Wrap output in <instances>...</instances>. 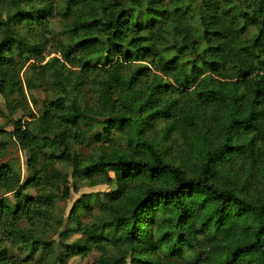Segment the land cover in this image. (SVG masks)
Instances as JSON below:
<instances>
[{"label": "trees", "instance_id": "16d2710c", "mask_svg": "<svg viewBox=\"0 0 264 264\" xmlns=\"http://www.w3.org/2000/svg\"><path fill=\"white\" fill-rule=\"evenodd\" d=\"M56 16L60 38L51 26ZM48 46L55 55L45 61ZM25 65L37 87L55 92L37 114L19 78ZM257 75L262 83L253 85ZM0 94L8 112L28 118L7 133L27 152L26 180L0 164V187L14 200L0 198V264H67L92 252L99 254L92 264H160L157 256L264 264V193L235 175L264 165V0H0ZM74 111L101 130L71 177H103L116 205L90 217L100 200L82 194L63 219L54 216L56 194L46 192L62 176L41 165L68 164L72 143L88 139L66 119ZM160 123L158 139L146 140ZM113 132L126 148L101 144ZM136 142L149 159L131 151ZM53 232L57 244L46 240ZM72 235L80 237L67 243Z\"/></svg>", "mask_w": 264, "mask_h": 264}, {"label": "rangeland", "instance_id": "374dc122", "mask_svg": "<svg viewBox=\"0 0 264 264\" xmlns=\"http://www.w3.org/2000/svg\"><path fill=\"white\" fill-rule=\"evenodd\" d=\"M198 4V2L196 3ZM51 26L55 29L57 34L61 30V20L58 16H56L52 21H51ZM51 27V28H52ZM59 38L61 35H59ZM57 38V37H56ZM52 48L50 46L47 47L46 52H45V61L48 60L50 57L54 56L55 54H52ZM43 64V63H42ZM20 82L22 85L23 92L26 97V102H28L29 106V111L33 114H37L38 110L41 107V103L45 99H51L52 97L55 96V92L51 90L49 86H44L45 84H42L41 87H37L38 81H36L35 77V72L31 71L29 68V65H25V67L22 69L19 75ZM27 80L34 81L36 84L35 88L28 89L27 88ZM263 77L261 75H257L252 77L249 81L253 85H260L262 83ZM123 100L125 104L128 106L131 103V95L130 93H125L123 96ZM36 103V104H35ZM0 109H1V114H0V131L2 130L6 134L0 135V147H1V141L7 143V148L6 151H1L0 148V164L8 163L14 169L18 172L20 176V181L21 183L24 182L28 176L27 172V152L23 151L21 148L17 147L14 145L13 142L10 140V136L7 134L9 132H12L16 121L20 120L22 121H27L28 118L24 116V112H21L18 110L14 114H11L8 112L6 109L5 101L2 98L0 94ZM66 119L73 121L74 123H79L80 126L85 130L86 132V137L88 138L83 144L76 145L72 143V158L68 164H63V163H45L42 164L40 161L41 169L47 170L50 173L56 172L60 176H62V180L64 179L63 177H67V186L69 188V197L65 198L64 193H63V183L61 182L62 180H59L58 185L59 188L54 187L53 185H47L46 187V192H54L57 196L56 198V203H55V209H54V216L58 218H63L66 219L68 216L73 203L82 195V194H88V193H93L97 194L99 198V202L97 206H93V213L90 217H93V215L97 214L100 212V207L103 205L107 206L108 203L109 205H116V202L109 200L106 196V193L114 189L113 184H108L103 177H96L92 181H86V180H78L74 181L73 178L71 177V171H72V165L77 164L80 160V157H89L91 152L93 151V147L98 146L99 144L96 143L93 139L89 140V137L91 135H94L95 133L100 132L101 127L98 124H93L92 126L85 125L83 122L80 120V114L78 111H74L73 114L69 115L66 117ZM165 127L163 123H160L157 127L158 132L151 134V135H145L144 138L149 141H156L158 137L160 136V131ZM67 131H63L60 134V138L63 142H66V133ZM121 133L119 132H113L109 138L104 140L101 144H104L106 149H109L112 145H115V147L118 148H126V142L122 141L121 138H119V135ZM179 144L180 141L178 142ZM168 144L167 142H163L162 146L165 148L167 147ZM176 150H183L180 145L177 146ZM131 151L139 152V156L142 158L149 159V154L146 152V150L141 146L140 142H136L132 147ZM178 158L175 157L174 154H169L167 156V160L171 161L172 163L174 162L175 164H179ZM247 168L243 167L241 171H239L236 175V180L238 183H241L244 181L246 178H249L251 181V188L256 191L260 196L263 195L264 193V165H253L252 168L250 169V175H247ZM6 183H2V187H4ZM30 194L32 196L35 195L36 191L34 188H28L25 191V194ZM0 198L7 199L8 201L13 202V194L12 193H7L4 194L3 189L0 187ZM88 217H82L81 220L83 223L88 222ZM66 225V224H65ZM61 230V229H60ZM59 232H53L49 236H47L46 240H51L55 244L59 242L58 238ZM79 235H72L69 237L67 243H70L77 238H79ZM9 244V243H8ZM11 248V254L13 257H20L19 252L17 251V247L15 244L10 245ZM98 253L97 252H92L90 253L86 258L81 259L78 257L72 258L71 260L68 261L67 264H92L97 258H98ZM131 255L129 256V258ZM155 257V256H154ZM155 261L159 260L160 264H185L183 260H173V259H166L162 258L160 256H157L154 258ZM131 264V261H128Z\"/></svg>", "mask_w": 264, "mask_h": 264}]
</instances>
